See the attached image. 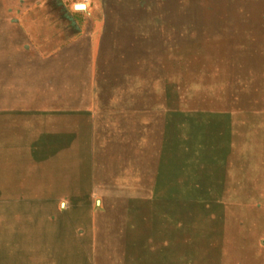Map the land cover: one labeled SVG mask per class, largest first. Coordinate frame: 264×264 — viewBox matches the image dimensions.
Listing matches in <instances>:
<instances>
[{
    "label": "rangeland",
    "instance_id": "obj_1",
    "mask_svg": "<svg viewBox=\"0 0 264 264\" xmlns=\"http://www.w3.org/2000/svg\"><path fill=\"white\" fill-rule=\"evenodd\" d=\"M0 264H264V0H0Z\"/></svg>",
    "mask_w": 264,
    "mask_h": 264
},
{
    "label": "water",
    "instance_id": "obj_2",
    "mask_svg": "<svg viewBox=\"0 0 264 264\" xmlns=\"http://www.w3.org/2000/svg\"><path fill=\"white\" fill-rule=\"evenodd\" d=\"M73 10H74L75 12H83V11L86 10V6H83V5H75V6L73 7Z\"/></svg>",
    "mask_w": 264,
    "mask_h": 264
},
{
    "label": "crops",
    "instance_id": "obj_3",
    "mask_svg": "<svg viewBox=\"0 0 264 264\" xmlns=\"http://www.w3.org/2000/svg\"><path fill=\"white\" fill-rule=\"evenodd\" d=\"M27 163L25 162V161H23V164H20V169H21V171H25V170H27V168H28V165H26ZM68 177L70 178V180H71V173H70V171L68 172Z\"/></svg>",
    "mask_w": 264,
    "mask_h": 264
}]
</instances>
